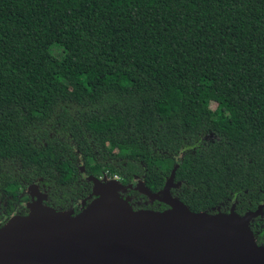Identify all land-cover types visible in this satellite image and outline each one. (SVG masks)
<instances>
[{
  "label": "trees",
  "instance_id": "obj_1",
  "mask_svg": "<svg viewBox=\"0 0 264 264\" xmlns=\"http://www.w3.org/2000/svg\"><path fill=\"white\" fill-rule=\"evenodd\" d=\"M173 170L192 211L264 202V0H0L1 225L34 183L65 210Z\"/></svg>",
  "mask_w": 264,
  "mask_h": 264
},
{
  "label": "water",
  "instance_id": "obj_2",
  "mask_svg": "<svg viewBox=\"0 0 264 264\" xmlns=\"http://www.w3.org/2000/svg\"><path fill=\"white\" fill-rule=\"evenodd\" d=\"M175 170L157 192L140 178L124 184L89 176L92 200L78 213L45 204L46 195L35 193L39 183L29 185L28 214L0 224V264H264V245L251 227L264 202L243 215L235 204L228 212L192 211L171 193L180 186ZM130 189L169 208L135 209Z\"/></svg>",
  "mask_w": 264,
  "mask_h": 264
},
{
  "label": "flooded vegetation",
  "instance_id": "obj_3",
  "mask_svg": "<svg viewBox=\"0 0 264 264\" xmlns=\"http://www.w3.org/2000/svg\"><path fill=\"white\" fill-rule=\"evenodd\" d=\"M81 170L84 171V168H81ZM106 176H107V178H108V175H106ZM137 179H138V178H136V180H137ZM136 180H134V182H133L134 184H135ZM28 187H29V185L23 189V196L25 197V198H24V201H23V204H25V207H26L27 202H29V201L32 199V196H31V194H30L29 192H28V193H25V190H26ZM129 191H135V190L130 189V190H128L127 193H125V194L129 195V196L132 198V195L129 193ZM35 193H36V195H38V196H40V197H43L44 194H45V195H46V199L44 200V202H45V204H47V201H48V195H47V190H46V189L41 190V188L39 187L38 190L35 189ZM26 197H27V198H26ZM36 198H37V197H36ZM131 201H132V200H131ZM82 202H83V201H82ZM82 202H81V203H82ZM81 203L78 202V203L76 204L75 207L78 208V209H80ZM76 208H75V210H76ZM257 217H258V216H257Z\"/></svg>",
  "mask_w": 264,
  "mask_h": 264
},
{
  "label": "rangeland",
  "instance_id": "obj_4",
  "mask_svg": "<svg viewBox=\"0 0 264 264\" xmlns=\"http://www.w3.org/2000/svg\"><path fill=\"white\" fill-rule=\"evenodd\" d=\"M105 175V174H104ZM107 175V174H106ZM101 178V177H100ZM108 178H111L110 176H108ZM29 190H31L30 188H27L26 190H25V193H28L29 192Z\"/></svg>",
  "mask_w": 264,
  "mask_h": 264
},
{
  "label": "built area",
  "instance_id": "obj_5",
  "mask_svg": "<svg viewBox=\"0 0 264 264\" xmlns=\"http://www.w3.org/2000/svg\"><path fill=\"white\" fill-rule=\"evenodd\" d=\"M114 177H116V178H120L118 175H115Z\"/></svg>",
  "mask_w": 264,
  "mask_h": 264
}]
</instances>
